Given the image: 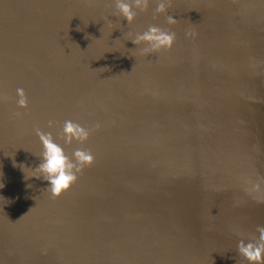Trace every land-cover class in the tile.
<instances>
[{
  "label": "water",
  "instance_id": "water-1",
  "mask_svg": "<svg viewBox=\"0 0 264 264\" xmlns=\"http://www.w3.org/2000/svg\"><path fill=\"white\" fill-rule=\"evenodd\" d=\"M155 8L129 24L113 0H0V264H248L234 230L264 224L238 179L264 178V0ZM152 24L176 41L144 55L129 34ZM66 119L90 129L69 155L95 159L53 197L27 176L35 128L59 139Z\"/></svg>",
  "mask_w": 264,
  "mask_h": 264
},
{
  "label": "clouds",
  "instance_id": "clouds-1",
  "mask_svg": "<svg viewBox=\"0 0 264 264\" xmlns=\"http://www.w3.org/2000/svg\"><path fill=\"white\" fill-rule=\"evenodd\" d=\"M116 11L113 15L122 17L131 24L138 15L137 10H145L150 3L155 2L156 13H166L168 11L169 0H113ZM168 24H176L178 19L168 14L166 16ZM111 26V22H109ZM186 36H195L194 32H186ZM131 41L141 46L140 51L144 55H150L153 52L169 50L174 46L176 33L166 30L159 25L152 24L146 30L129 34ZM16 94L18 99L16 104L26 108L28 106V96L23 88H17ZM15 115H19L16 113ZM56 121L49 120L48 127L53 128ZM101 125L98 122L95 128ZM36 135L39 137L42 145L39 154L40 163L31 169V175L27 177H36L47 181L46 188L53 197L61 195L65 190L78 179L85 166L94 162V154L87 148H75L71 154L67 152L65 145L78 141L83 144L90 136V129L80 123L66 119L63 121L59 139L52 131H44L39 127L35 128ZM63 141L61 143L60 141ZM15 163V162H14ZM25 171L26 167L21 165ZM243 191L258 203H264V178L256 177L246 173H241L238 177ZM240 237L237 243L238 252L248 264H264V224H257L253 233L242 234L243 232L236 228L234 230Z\"/></svg>",
  "mask_w": 264,
  "mask_h": 264
}]
</instances>
